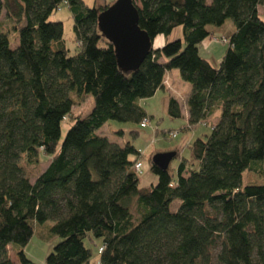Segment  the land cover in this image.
Returning <instances> with one entry per match:
<instances>
[{"label": "trees", "instance_id": "16d2710c", "mask_svg": "<svg viewBox=\"0 0 264 264\" xmlns=\"http://www.w3.org/2000/svg\"><path fill=\"white\" fill-rule=\"evenodd\" d=\"M113 3L0 0V264H35L24 250L36 232L60 240L46 264H264V182L244 184L246 173L264 179V0H133L152 43L183 29V42L152 48L134 73L121 70L99 30ZM63 5L74 21L75 56L63 23L50 22ZM228 20L235 31L215 68L199 46ZM7 27L19 35L17 49ZM173 70L192 86L189 128L220 119L176 172L150 159L157 184L142 187V154L98 131L111 121L150 123L138 103L164 90ZM89 97L92 111L76 115ZM167 113L183 117L172 97Z\"/></svg>", "mask_w": 264, "mask_h": 264}, {"label": "rangeland", "instance_id": "374dc122", "mask_svg": "<svg viewBox=\"0 0 264 264\" xmlns=\"http://www.w3.org/2000/svg\"><path fill=\"white\" fill-rule=\"evenodd\" d=\"M85 6L92 9L95 6L96 0H83ZM108 4H111L117 0H106ZM259 13L264 17V6L259 8ZM7 19L6 12L2 14V21L5 23ZM50 22H60L64 25V39L66 42L67 49L70 51V56H75L79 52V47L77 45L75 34H74V21L69 7L66 5L61 6V8L54 12L50 17ZM6 24V23H5ZM8 25V24H6ZM214 30V36L206 39L199 46V54L201 58L207 60L213 67L218 68L224 58L229 45L224 42V38L229 36L235 31V25L231 20H228L222 27H211ZM6 30L9 32V38L11 42V48L17 49L19 46V35L16 31H10V27ZM176 40H182L183 42V29L177 28L173 34L166 39L164 36H158L153 42L154 49H160L164 47L167 42H173ZM178 72L179 79L178 84H175V90L160 93L153 98L139 101V105L145 110L147 116L151 119L149 127L143 129L139 124L133 123H118V122H108L99 131L98 135L108 138L111 142L117 143L123 146L126 143H131L141 154L142 157L140 161L143 163V174L140 175L142 187H148L151 184L156 185L157 179L151 171L150 159L156 154L167 153V152H177L179 154L178 158H175L170 165L171 171L176 172L182 158L190 159L191 150L190 145L197 139L206 140L207 137L211 135L212 124H216L220 119V113H216L212 118L210 124H198L189 128V123L187 120V113L183 115L181 119H172L167 113V102L169 97L176 99L181 106H184V100H188L191 94L192 86L190 83L183 81L178 70H173ZM94 101L91 97L88 100L84 99L81 106L74 108V113L76 115H82L86 117L93 109ZM69 125H64L62 130V140L66 137ZM177 133L175 138L169 136L170 133ZM133 133H137L138 137L134 138ZM49 160L43 159L42 166L40 167L42 171H45L49 166ZM248 174L244 175V184L250 183H262L264 179L259 178L254 175ZM250 179V180H249ZM178 202L174 203V208L178 206ZM52 222H48L43 226V230L46 231ZM59 239L48 240L40 236L37 232L31 239L30 243L25 248V255L27 258L34 262L35 264H46V259L52 252L54 246L59 242ZM86 246L91 248L93 252L92 262L96 263L98 259L97 248L93 247L89 241L86 242ZM11 258L15 262H19L18 257L15 255L14 251L9 249Z\"/></svg>", "mask_w": 264, "mask_h": 264}, {"label": "water", "instance_id": "95a60500", "mask_svg": "<svg viewBox=\"0 0 264 264\" xmlns=\"http://www.w3.org/2000/svg\"><path fill=\"white\" fill-rule=\"evenodd\" d=\"M102 36L113 45L119 67L125 73L136 72L150 54L153 43L139 27V15L133 0H117L98 19ZM177 152L156 154L154 166L167 171Z\"/></svg>", "mask_w": 264, "mask_h": 264}, {"label": "crops", "instance_id": "0c3cea01", "mask_svg": "<svg viewBox=\"0 0 264 264\" xmlns=\"http://www.w3.org/2000/svg\"><path fill=\"white\" fill-rule=\"evenodd\" d=\"M178 81H180L178 72H175V71L168 72L166 74V76H165L164 90H161V91L169 92V91L175 90V84H176V82L178 84ZM159 93H160V91H158L154 97H156ZM183 102L185 104H184V106L183 105L181 106L182 107V112H183V115L185 113H187L186 116L188 118V110H187V105H186L187 104V100L186 101L184 100ZM167 105H168V102H167Z\"/></svg>", "mask_w": 264, "mask_h": 264}, {"label": "built area", "instance_id": "2783aa9c", "mask_svg": "<svg viewBox=\"0 0 264 264\" xmlns=\"http://www.w3.org/2000/svg\"><path fill=\"white\" fill-rule=\"evenodd\" d=\"M149 124V122L147 120L144 121V123L142 124V127L145 128L147 125ZM172 138H175L177 136V133H170L169 134ZM135 169L138 172V174H142L143 171V163L140 161L135 165Z\"/></svg>", "mask_w": 264, "mask_h": 264}]
</instances>
